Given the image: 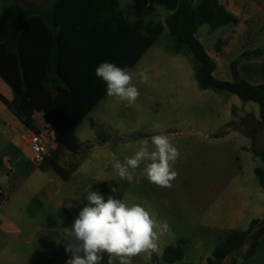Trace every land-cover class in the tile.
<instances>
[{
	"label": "rangeland",
	"instance_id": "1",
	"mask_svg": "<svg viewBox=\"0 0 264 264\" xmlns=\"http://www.w3.org/2000/svg\"><path fill=\"white\" fill-rule=\"evenodd\" d=\"M13 3L43 6L41 0H0V14ZM170 14L158 6L143 19L146 25L163 27L154 46L133 67L137 74L147 70L150 85L141 84L137 75L133 83L140 96L134 105L106 95L75 128L66 131V142L75 151L65 144L61 162L78 163L64 183L68 196L56 210L51 205L35 217L34 228L42 230H33L32 243L24 248L27 257H4L0 264H67L70 255L65 252L62 228L70 227L75 218L60 215L79 212L88 190L101 193L105 200L111 195L141 203L158 221H168L171 231L160 237L158 251L150 259L135 257L132 264H168L164 250L178 244L184 259L174 264H208L230 228L246 231L253 218L264 219V189L254 173L263 163L250 151L264 149V126L259 127L253 118L259 115V107L227 92L198 87L191 53L174 51L165 26ZM210 29L202 26L198 38L207 39ZM254 68L264 71V65ZM160 133L169 135L181 153L172 187L160 188L144 178L131 183L120 179L112 168L113 155L123 161L142 140ZM113 187L118 191L112 192ZM239 217L243 222L234 223ZM260 239L262 246L252 264L264 261V234ZM252 241L248 239L247 248Z\"/></svg>",
	"mask_w": 264,
	"mask_h": 264
},
{
	"label": "trees",
	"instance_id": "2",
	"mask_svg": "<svg viewBox=\"0 0 264 264\" xmlns=\"http://www.w3.org/2000/svg\"><path fill=\"white\" fill-rule=\"evenodd\" d=\"M158 6L171 12L165 26L174 42V51L191 53L195 79L202 90L227 92L244 103L259 107V127L264 126V84L253 85L239 76L244 59H257L261 53L245 52L231 65L233 81L215 77L216 62L207 53L197 34L204 25L212 30L231 25L237 17L219 0H134L131 23L122 18L120 27L112 30L101 22L104 9L115 10L118 0H58L50 15L39 14L35 8L16 3L0 16V77L11 87L14 99L0 100L28 127L33 128L34 115L42 113L50 128L60 133L75 128L107 95L106 84L95 75L102 62L133 69L163 32L160 24L146 25L143 19ZM102 16V17H101ZM257 131V130H254ZM263 166L254 173L264 189V149H251ZM63 144L44 160L40 169H52L64 181L78 169L60 164ZM2 160L0 159V167ZM88 203L85 199L84 205ZM68 212V213H67ZM79 212L66 211L76 218ZM264 234V220H253L246 231H231L221 246L213 251L208 264H222L253 238L245 258L254 255ZM184 259L182 244L167 247L163 260L174 264ZM101 264H108L104 255Z\"/></svg>",
	"mask_w": 264,
	"mask_h": 264
},
{
	"label": "crops",
	"instance_id": "3",
	"mask_svg": "<svg viewBox=\"0 0 264 264\" xmlns=\"http://www.w3.org/2000/svg\"><path fill=\"white\" fill-rule=\"evenodd\" d=\"M41 1L43 6L40 8L34 6L26 8L33 7L39 14L47 16L51 14L58 0ZM133 2L134 0H118V7L115 10L101 11V15L104 16L101 22L110 30L120 27L123 17L128 22H135V19L130 17ZM219 2L237 17V21L217 30L210 29L207 39H199L207 53L216 62L215 77L219 80L233 81L230 65L245 52H257L261 53V57L244 59L240 62L239 76L253 85L264 84V71H257L254 68V65H264V0H219ZM7 7L5 6L2 10L4 11ZM0 93L8 101L14 99L11 87L1 77ZM254 118L259 121V115H254ZM65 133L51 129L43 114L38 112L34 115L33 128H28L0 100V159L2 160L0 167V190L2 191L0 196V259L8 256L26 258L24 248L31 245L33 230H42L39 226L34 228L35 217L51 205H53V211L56 210L63 205V198L68 196L64 190L65 181L52 169H40V166L33 161L34 153L31 148V142L35 138L43 137L50 151L46 159L60 143L63 144V155L65 144L75 151L70 144H67ZM70 163L69 161L65 165L60 161L64 167H68ZM253 219L264 220L262 217ZM235 221L240 223L243 219L239 217L234 220V223ZM231 231L240 230L230 228L228 233ZM261 246L260 239L257 252ZM249 249L246 245L227 257L222 264H252L257 252L245 258ZM261 264H264V261Z\"/></svg>",
	"mask_w": 264,
	"mask_h": 264
},
{
	"label": "clouds",
	"instance_id": "4",
	"mask_svg": "<svg viewBox=\"0 0 264 264\" xmlns=\"http://www.w3.org/2000/svg\"><path fill=\"white\" fill-rule=\"evenodd\" d=\"M95 75L106 84L109 97L134 105L140 96L133 81L139 76L141 84L150 85L147 70L137 74L128 67L102 62ZM160 125H154L159 128ZM181 153L169 135L160 133L141 141L138 149L123 161L115 155L112 168L120 179L139 182L141 178L160 188H171L177 179L175 169ZM141 165L143 168L141 169ZM112 192L118 189L113 187ZM88 203L79 211L70 227H63L67 264H101L105 254L108 264H132L133 259H150L158 251L160 237L171 231L167 220L160 222L141 203H129L109 195L107 200L97 191L86 192Z\"/></svg>",
	"mask_w": 264,
	"mask_h": 264
},
{
	"label": "built area",
	"instance_id": "5",
	"mask_svg": "<svg viewBox=\"0 0 264 264\" xmlns=\"http://www.w3.org/2000/svg\"><path fill=\"white\" fill-rule=\"evenodd\" d=\"M31 148L34 153L33 161L36 165L40 166L46 157L49 155L50 151L44 141L43 137H37L31 142ZM2 191L0 190V196Z\"/></svg>",
	"mask_w": 264,
	"mask_h": 264
}]
</instances>
